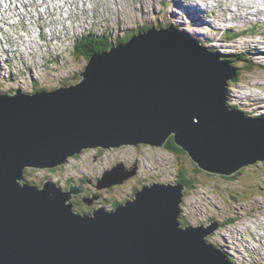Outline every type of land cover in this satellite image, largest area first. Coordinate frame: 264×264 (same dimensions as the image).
<instances>
[{"label": "water", "instance_id": "1", "mask_svg": "<svg viewBox=\"0 0 264 264\" xmlns=\"http://www.w3.org/2000/svg\"><path fill=\"white\" fill-rule=\"evenodd\" d=\"M235 60L174 25L152 27L94 52L78 82L0 93V264H233L208 227L182 226L183 183L153 182L112 210L78 213L56 182H26L85 149L173 137L200 169L234 176L264 161V119L228 104ZM136 174L118 164L98 188ZM92 204V199H85Z\"/></svg>", "mask_w": 264, "mask_h": 264}, {"label": "rangeland", "instance_id": "2", "mask_svg": "<svg viewBox=\"0 0 264 264\" xmlns=\"http://www.w3.org/2000/svg\"><path fill=\"white\" fill-rule=\"evenodd\" d=\"M9 1L18 5V11L14 15L8 9V18L0 11V93L53 90L78 82L88 63L73 53L77 36L106 35L112 44L147 27L174 25L224 59L241 51L248 55L246 61L232 62L240 75L235 79L239 81L228 82V104L252 118L264 119L263 0H257L260 3L253 9L244 0H86L85 5L82 0H57L53 8L47 0ZM9 1L3 0L2 5L6 7ZM260 7L261 15L256 11ZM256 48L260 53L250 55ZM119 163L136 174L122 184L99 189L104 173ZM25 178L37 186L51 180L64 190L71 181L81 184L85 191L72 198L78 213L101 206L111 210L116 202L134 199L136 190L145 184H175L185 179L191 186L185 188L181 203L182 226L208 227L219 221L222 226L207 236L209 242L222 247L233 264H264V161L227 177L200 169L187 152L123 145L85 149L54 169L28 168ZM89 198L91 205L85 201Z\"/></svg>", "mask_w": 264, "mask_h": 264}, {"label": "trees", "instance_id": "3", "mask_svg": "<svg viewBox=\"0 0 264 264\" xmlns=\"http://www.w3.org/2000/svg\"><path fill=\"white\" fill-rule=\"evenodd\" d=\"M170 26V25H169ZM153 26L151 27H147L146 30L152 28ZM155 27V26H154ZM226 33L229 35L231 34L230 31H226ZM135 34H138V33H135ZM133 34V35H135ZM132 35V36H133ZM132 36H129L127 39H117L116 40V43H119V42H126L128 41ZM111 45L110 43V39H108V37L105 36H98L96 34H84L83 36L79 37L76 44L74 45V49H73V53H75L76 55H79L81 56L82 58L86 59L87 61H89L91 55L96 52V51H103V50H106L109 48V46ZM217 52V51H215ZM244 51H241L240 53H232L229 55V57L231 58H228L229 60H241V61H246L247 58L245 57H248V55L246 54ZM255 58V57H254ZM236 66H238L236 64ZM251 66L253 67V65H248L247 67H250ZM254 67H257V66H254ZM239 69V67H238ZM239 75L240 73L237 71V76L233 79H237L239 78ZM78 78V77H77ZM79 79H81L80 77V73H79ZM239 80H235V82H237ZM63 84V83H62ZM72 83H68V84H63V86H68V85H71ZM62 86V85H61ZM41 90H47V89H41ZM37 91V90H36ZM5 93V92H3ZM233 108H237L236 106H231ZM170 152H174V153H185L186 152L180 148L179 146L176 145L175 141L173 140V137L170 138L165 146ZM198 166V165H197ZM178 182L180 183H183L185 185V187H190L191 183L188 182L187 180L185 179H182V178H179L178 179ZM176 182V183H178ZM139 189H137L136 191H138ZM118 204H120L119 202H116L114 204V208H116L118 206ZM76 211V210H75ZM86 213V212H85ZM91 213V212H89ZM230 223L234 222L233 220H229ZM189 226V225H187ZM229 255V254H228ZM229 259H231L230 255H229Z\"/></svg>", "mask_w": 264, "mask_h": 264}, {"label": "bare ground", "instance_id": "4", "mask_svg": "<svg viewBox=\"0 0 264 264\" xmlns=\"http://www.w3.org/2000/svg\"><path fill=\"white\" fill-rule=\"evenodd\" d=\"M5 2L6 1H9V0H4ZM68 1V0H67ZM75 1H80V0H75ZM86 0H82V2H83V4H84V2H85ZM204 1V0H203ZM207 1V0H206ZM215 1H217V2H220V0H215ZM245 1V5H247V7H249V8H251V9H253V8H255L259 3H260V1H257V0H244ZM264 1V0H263ZM0 11H5V12H1L2 14L1 15H3V17L4 18H8L9 16H7V14H9L8 12L9 11H11L14 15H17L16 13H15V11L14 10H17L18 11V5H17V7H14L12 4H13V1H9L8 3H7V6L5 7V6H3L2 4H3V0H0ZM70 2V1H69ZM29 3V2H28ZM45 3V2H44ZM62 3V2H61ZM57 4V3H56ZM37 5V4H36ZM63 5V4H62ZM85 5V4H84ZM201 5V4H200ZM204 5H208V4H204ZM203 5V6H204ZM261 5V4H260ZM262 5H264L263 4V2H262ZM59 6V5H58ZM1 7H5V8H3V9H1ZM65 7V6H64ZM68 7H69V5H68ZM205 7V6H204ZM261 9H257L256 11H258V12H260V11H263V8L262 7H260ZM8 9H9V11H8ZM69 10V9H68ZM255 11V12H256ZM257 13V12H256ZM11 14V13H10ZM19 15H21V12L20 13H18ZM4 15H6V16H4ZM175 15L176 16H178L177 15V13H175ZM259 15H261V12L259 13ZM11 17H12V15H10ZM1 20H2V18H0ZM14 19V18H13ZM0 20V21H1ZM19 20V19H18ZM4 21V20H3ZM18 23V22H17ZM253 34V33H252ZM24 40H26V39H24ZM257 49H259V48H256V49H254V52L253 51H251L250 52V55H252V53H253V55H255V53L256 52H258V53H260V50H257ZM263 52V51H262ZM263 54V53H262ZM261 54V55H262ZM261 55H259V56H261ZM258 56V57H259ZM256 57V56H255ZM259 101H261L260 99H259ZM242 111V110H241ZM27 182V181H26ZM29 183V182H28ZM104 188V187H103ZM99 189H101V188H99ZM129 200H131V199H129ZM125 203V202H124ZM120 204H123V203H120ZM120 204H118V205H120Z\"/></svg>", "mask_w": 264, "mask_h": 264}, {"label": "clouds", "instance_id": "5", "mask_svg": "<svg viewBox=\"0 0 264 264\" xmlns=\"http://www.w3.org/2000/svg\"><path fill=\"white\" fill-rule=\"evenodd\" d=\"M250 31H253V29L252 30H250ZM113 44H116V42L114 41L111 45H113ZM230 106H233V105H230ZM237 109V108H236ZM237 110H239V109H237ZM241 111V110H240ZM141 145H145V144H141ZM160 183H162V182H160ZM145 185H147V184H145ZM89 205V204H88ZM114 209V208H113ZM112 210V209H111ZM92 212V211H91ZM213 222V221H212ZM228 254V253H227Z\"/></svg>", "mask_w": 264, "mask_h": 264}, {"label": "flooded vegetation", "instance_id": "6", "mask_svg": "<svg viewBox=\"0 0 264 264\" xmlns=\"http://www.w3.org/2000/svg\"><path fill=\"white\" fill-rule=\"evenodd\" d=\"M120 43V42H119Z\"/></svg>", "mask_w": 264, "mask_h": 264}]
</instances>
